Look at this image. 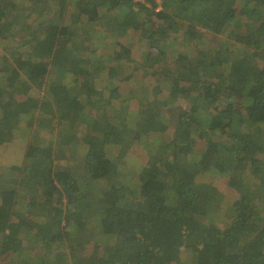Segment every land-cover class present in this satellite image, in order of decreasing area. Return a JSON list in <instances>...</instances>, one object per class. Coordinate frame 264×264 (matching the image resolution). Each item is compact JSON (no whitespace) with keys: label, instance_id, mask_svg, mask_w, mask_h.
Here are the masks:
<instances>
[{"label":"trees","instance_id":"obj_1","mask_svg":"<svg viewBox=\"0 0 264 264\" xmlns=\"http://www.w3.org/2000/svg\"><path fill=\"white\" fill-rule=\"evenodd\" d=\"M161 1L0 0V146L39 110L55 142L34 132L0 160V264H264V0ZM205 31L224 43L203 50ZM133 79L166 84L182 116L135 173L129 150L166 118L130 110Z\"/></svg>","mask_w":264,"mask_h":264},{"label":"rangeland","instance_id":"obj_2","mask_svg":"<svg viewBox=\"0 0 264 264\" xmlns=\"http://www.w3.org/2000/svg\"><path fill=\"white\" fill-rule=\"evenodd\" d=\"M146 1V0H145ZM148 5V4H147ZM53 12H52V20L54 23H56L58 21L57 16H59V6L57 3H54L53 6ZM206 33L204 34L203 37H200L201 35H198L199 40H202L204 38V44H203V50H212V49H216L218 45L222 44V42L224 43V41H222V36H216L214 33L210 32V31H205ZM99 37V36H97ZM138 37V35L136 36ZM100 40L102 42L105 43V45L109 48H111L112 45V41L110 39H107L106 37H101ZM198 40V41H199ZM131 48L132 50L135 52L136 56L137 54H141L142 52H146L148 50L149 45L146 44L147 42H139L137 41H131ZM236 44V42H233ZM233 43H231L229 46L230 51L233 49ZM127 45L129 46V44L127 43ZM2 47H0L1 50ZM194 53L193 50H190L189 53ZM135 56V57H136ZM89 57V55H88ZM136 79L140 80H145L148 79L150 76H146V77H142L141 74H136ZM159 85V81H157L156 79H153L149 82H147V87L141 88V84L138 81H135L133 79L132 83H125L124 85H122L123 89H124V93L126 94V96H133L134 99H132L131 101H129V106H130V110L132 112H134L135 114L138 112L139 108H140V102H144L147 101L148 103L157 100V104L159 107H161L164 111V115H165V122L166 124H164L162 127L164 128L163 132H161V134H154L152 133V135L149 137L150 139H143L142 144L141 145H135L134 147H132L129 150V157L132 158V162L130 163L131 166H136L137 168L134 170V173L141 167H146V165H148V161H149V157L151 156V152H150V148L153 147V145H155L157 142H159V140H162L163 143L169 142L175 135V131L177 129L180 128V124H181V119L182 116L179 115L175 108L171 106V104L169 103V99L168 98V93H167V85L166 84H160L159 86L156 87V85ZM162 88V91L158 93V95L156 94V91ZM35 96V95H34ZM46 108V105H45ZM43 109V108H42ZM34 118L31 117H26L25 119L21 120V124L19 125L18 129L15 131L14 133V138L11 142H9L8 144H3L2 146H0V160L3 163L4 167L7 163H11L12 161H14V159H17L16 162H22V158L20 157L22 155L23 152V148H24V144L26 142V139L30 137H32L34 135V132H36L37 134H39L41 137L47 139L48 141H50V143H52V145H55L54 142V137L53 135H51L50 130L53 127V118L50 115H47L45 113V111H36L33 114ZM133 116V115H132ZM184 115V119H185ZM29 122H33V127L29 128L28 123ZM66 126L69 129V131H71V133L73 135H79L80 137L84 136L85 134V130L79 128L73 129L72 126L66 122ZM70 127V128H69ZM151 139H152V143H154L153 145L151 144ZM53 141V142H52ZM151 145V147H150ZM111 145H109V149L108 152L109 154H112L111 150L116 151L115 147H111ZM150 147V148H149ZM68 147H64V150L67 152ZM3 149V150H2ZM84 153V150L82 151ZM81 152V153H82ZM202 152V151H201ZM85 154V153H84ZM163 156L165 157L166 154H163ZM67 157V156H66ZM19 158V159H18ZM162 158V156L160 158H158V161ZM138 162V163H137ZM65 165V163H58L56 165V167H60ZM5 168V167H4ZM84 174V172H83ZM215 182L217 184V186L219 187L220 192H224V193H228L232 196H234V191H232L229 187L228 184V177L226 176H222L219 175L218 177H216ZM226 208V206L224 207V209ZM96 248H85V254H89L94 252ZM69 250H64L63 252V259H64V264H69V260L72 256L71 252H68ZM95 253V252H94ZM62 259V260H63ZM61 260V261H62ZM60 264H63V262H60ZM175 264H196V257L194 255L193 252L187 250L185 252H183V254L181 255L180 260L175 263Z\"/></svg>","mask_w":264,"mask_h":264},{"label":"built area","instance_id":"obj_3","mask_svg":"<svg viewBox=\"0 0 264 264\" xmlns=\"http://www.w3.org/2000/svg\"><path fill=\"white\" fill-rule=\"evenodd\" d=\"M139 1H141L142 3L145 2V0H139ZM154 1H155V3L158 4L157 11L162 10V5H161L162 1L161 0H154Z\"/></svg>","mask_w":264,"mask_h":264}]
</instances>
